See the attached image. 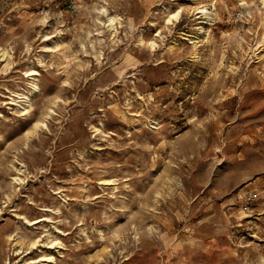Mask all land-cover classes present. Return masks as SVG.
Masks as SVG:
<instances>
[{
  "label": "rangeland",
  "instance_id": "1",
  "mask_svg": "<svg viewBox=\"0 0 264 264\" xmlns=\"http://www.w3.org/2000/svg\"><path fill=\"white\" fill-rule=\"evenodd\" d=\"M0 47V264H264L262 0H0Z\"/></svg>",
  "mask_w": 264,
  "mask_h": 264
},
{
  "label": "bare ground",
  "instance_id": "2",
  "mask_svg": "<svg viewBox=\"0 0 264 264\" xmlns=\"http://www.w3.org/2000/svg\"><path fill=\"white\" fill-rule=\"evenodd\" d=\"M263 2V5H264V0H262ZM200 11H205L204 9H201ZM179 12L180 10H177L176 12H173L171 13L167 18H166V22L169 23L171 22V20L173 18H177L178 15H179ZM207 11H205L204 13H206ZM117 17L116 14L114 15H108L107 16V22L105 23L107 28L108 29H112V30H116L115 29V26H114V21H115V18ZM189 42H194L193 40L191 39H188ZM149 45H151V47H154L156 45V42L154 40H150L149 41ZM47 48H49V46H46ZM51 47V46H50ZM8 55H9V52H8V49L6 47H0V57L1 59H4L6 60V63H8L9 59H8ZM26 75H30V78H31V81H30V86H31V92H35L37 89H38V85L37 83L34 81V75L37 73L36 70H34L33 68H28L26 71H25ZM17 96H19L20 94H16ZM26 97H28L29 95H25ZM154 124H156V121L153 122ZM39 122L37 121L35 123V126L38 125ZM20 169V168H19ZM13 180L14 182H21L23 180V177L19 176V175H15L13 176ZM36 242V240H33L32 243L34 244ZM52 258V254H48L45 256V259L50 261Z\"/></svg>",
  "mask_w": 264,
  "mask_h": 264
}]
</instances>
